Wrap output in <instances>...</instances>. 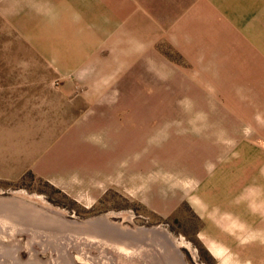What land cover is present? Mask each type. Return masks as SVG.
Returning a JSON list of instances; mask_svg holds the SVG:
<instances>
[{"label": "rangeland", "instance_id": "1", "mask_svg": "<svg viewBox=\"0 0 264 264\" xmlns=\"http://www.w3.org/2000/svg\"><path fill=\"white\" fill-rule=\"evenodd\" d=\"M0 264H264V0H0Z\"/></svg>", "mask_w": 264, "mask_h": 264}, {"label": "bare ground", "instance_id": "2", "mask_svg": "<svg viewBox=\"0 0 264 264\" xmlns=\"http://www.w3.org/2000/svg\"><path fill=\"white\" fill-rule=\"evenodd\" d=\"M99 220V219H98ZM104 220V219H103ZM106 221V220H105ZM90 224V223H89ZM100 224H102V223H100ZM99 224V225H100ZM105 224V223H104ZM84 226V225H83ZM140 234V233H139ZM144 234V233H143ZM142 234V235H143ZM152 234V233H151ZM154 234V236H156V237H158L157 239L159 240V239H161L162 237L166 240V239H168V237L166 236V233H153ZM145 235V234H144ZM154 239V238H153ZM163 239V240H164ZM167 243V242H166ZM167 245V244H166ZM151 251V250H150Z\"/></svg>", "mask_w": 264, "mask_h": 264}]
</instances>
